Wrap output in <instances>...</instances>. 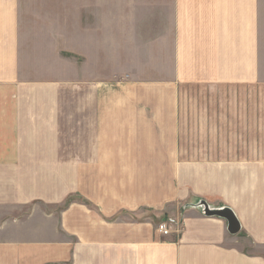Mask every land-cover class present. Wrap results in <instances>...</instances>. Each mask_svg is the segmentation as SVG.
I'll return each instance as SVG.
<instances>
[{
  "label": "crops",
  "instance_id": "0c3cea01",
  "mask_svg": "<svg viewBox=\"0 0 264 264\" xmlns=\"http://www.w3.org/2000/svg\"><path fill=\"white\" fill-rule=\"evenodd\" d=\"M21 17L0 12V264H264L260 167L258 174L257 167L246 174L181 169L163 203L159 174L105 168L195 161L181 150L189 123L182 86L264 91V0L139 12L168 20L167 44H156L165 33L152 23L143 44H120L113 77L98 86L79 69L71 86L25 72ZM199 200L232 208L241 231L203 214ZM161 215L182 220L181 233L162 235Z\"/></svg>",
  "mask_w": 264,
  "mask_h": 264
},
{
  "label": "rangeland",
  "instance_id": "374dc122",
  "mask_svg": "<svg viewBox=\"0 0 264 264\" xmlns=\"http://www.w3.org/2000/svg\"><path fill=\"white\" fill-rule=\"evenodd\" d=\"M13 11L23 15L18 40L25 72L30 68L33 78L57 79L69 86L80 73L81 77L91 76L90 83L98 86L113 77L109 68L118 67L120 44L129 48L143 44L142 34L152 23L165 33L156 44H167L168 20L142 19L137 17L139 12H203V0H0V12ZM107 55L112 58L108 63L104 60ZM180 89L189 101L183 112V122L189 123H185L188 129L183 131L185 146L181 150L183 158L195 161L184 165L112 163L105 167L108 174H159L160 203L173 188L174 174L184 168L193 174L198 168L210 167L246 174L257 167L258 174L260 167L264 174V91L259 86L249 90L188 85ZM81 166L87 170L89 164ZM163 219L161 215L160 221Z\"/></svg>",
  "mask_w": 264,
  "mask_h": 264
},
{
  "label": "water",
  "instance_id": "95a60500",
  "mask_svg": "<svg viewBox=\"0 0 264 264\" xmlns=\"http://www.w3.org/2000/svg\"><path fill=\"white\" fill-rule=\"evenodd\" d=\"M202 205V212L207 216H218L224 218L228 222V229L230 233L237 234L241 231L242 225L238 216L234 212V210L230 207H215L211 206L206 200H199L195 206Z\"/></svg>",
  "mask_w": 264,
  "mask_h": 264
},
{
  "label": "built area",
  "instance_id": "2783aa9c",
  "mask_svg": "<svg viewBox=\"0 0 264 264\" xmlns=\"http://www.w3.org/2000/svg\"><path fill=\"white\" fill-rule=\"evenodd\" d=\"M202 211V205L198 206ZM158 231L164 236L173 234H180L183 229V221L176 218H168L159 222L157 226Z\"/></svg>",
  "mask_w": 264,
  "mask_h": 264
},
{
  "label": "trees",
  "instance_id": "16d2710c",
  "mask_svg": "<svg viewBox=\"0 0 264 264\" xmlns=\"http://www.w3.org/2000/svg\"><path fill=\"white\" fill-rule=\"evenodd\" d=\"M73 198H74V196H71V197H69V200H71V199H73ZM69 200H68V201H69Z\"/></svg>",
  "mask_w": 264,
  "mask_h": 264
}]
</instances>
